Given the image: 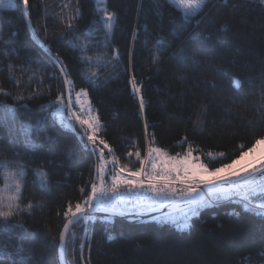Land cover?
<instances>
[{
	"label": "trees",
	"instance_id": "1",
	"mask_svg": "<svg viewBox=\"0 0 264 264\" xmlns=\"http://www.w3.org/2000/svg\"><path fill=\"white\" fill-rule=\"evenodd\" d=\"M77 7L82 13V18L74 21L79 32L59 39L64 31L60 18L70 16ZM107 7L118 18L112 46L92 47L87 54L110 57L118 49L120 58L99 69L102 79L98 86L81 78L80 70L88 66L79 62L80 52L67 43L77 35L94 43L104 40L94 0H29L31 23L23 14L22 0H16L14 9H0V87L13 95L31 92L40 87L36 80L28 86L35 72L51 89L23 101L27 107L21 114L44 118L46 134L52 140L42 136L35 146L26 145L11 130L10 122L0 123V160H16L26 166L20 203L24 207L31 202L33 207L21 211L11 224L14 233L26 237L29 264H59L58 237L65 222L62 213L68 201L82 198L81 187L90 190L88 182L95 178L99 163L74 132L54 124L49 115V100L63 91L61 77L34 43L33 28L43 35L46 25L47 42L69 65L74 91L88 90L106 125L102 135L115 149L120 165L139 166L136 157L126 153L139 150L142 156L146 154L150 133L155 134L154 146L173 156L182 155L191 144L210 168L230 162L264 136V4L259 0H209L203 11L188 21L169 6V0H107ZM88 31L93 34L85 35ZM159 38L165 43L157 46ZM9 40L16 41L15 52L6 43ZM157 47L161 59L154 64ZM181 52L196 59L179 63L176 57ZM29 56L38 57L40 63ZM125 69L134 71L144 84L143 111L127 83ZM233 76L243 81L239 90L233 87ZM17 79L23 85L19 89ZM0 101L13 103L4 95ZM184 137L187 141L179 143ZM220 152L226 155L220 157ZM105 156L111 158L107 152ZM37 169L47 173L45 188L40 186ZM4 171L0 167V174ZM237 212L239 215L233 214ZM71 232L76 237L69 235L67 264H264V257L258 255L264 246V219L227 201L202 208L186 231L157 218L130 222L96 217L74 224ZM0 241L9 251L18 243L15 236L9 239L8 233H0ZM248 256L250 259H245Z\"/></svg>",
	"mask_w": 264,
	"mask_h": 264
},
{
	"label": "snow or ice",
	"instance_id": "2",
	"mask_svg": "<svg viewBox=\"0 0 264 264\" xmlns=\"http://www.w3.org/2000/svg\"><path fill=\"white\" fill-rule=\"evenodd\" d=\"M209 0H169V6L180 13L181 17L188 21L199 15ZM264 4V0H259ZM78 3V0H77ZM96 11L102 21L101 30L104 33L102 42H93L91 39H84L77 35L75 41L68 40L67 43L80 52L78 60L81 64L88 66L87 70L81 69L80 76L93 86H98L102 79L99 69L106 68L113 61H119L120 52L114 49L110 57L88 55L92 47H111V36L117 24V15L109 11L107 0H95ZM23 14L28 23H31L29 0H22ZM16 0H0V9H14ZM65 7H68L66 4ZM82 18V13L77 7L70 16L61 17L60 24L64 31L59 34V39L64 40L67 35H75L79 32V26L74 21ZM44 34L41 35L36 29L31 30L34 43L52 62L56 72L60 74L63 91L48 102L49 115L53 118L54 124L74 132L82 147L96 155L99 163L95 166V178H90V190L86 192L84 187L79 189L82 198L75 203L67 202L66 209L62 215L65 219L62 230L59 232V246L63 249L69 235L76 237L75 232L70 233L72 225L81 221L95 219L98 213L110 215H136L149 213L154 205L161 206L180 204L178 214H167L162 217L160 223H171L179 231H186L191 228L192 217L197 216L200 210L208 207L211 203L227 201L241 206L242 210L264 219V136L256 139L246 151L241 150L230 162L223 163L219 167L210 168L199 156H194L192 145H188L186 152L170 155L165 149L154 146L155 134L150 133L151 140L147 142L146 154L142 156L139 150L134 153H126L128 157L135 156L138 167L131 168L127 165H120L119 158L115 156V149L108 143L102 133L106 132V125L101 119L99 112L91 103L89 92L85 88L74 91V81L71 79L69 65L65 62L59 51H53L48 44V33L46 25ZM227 25L224 26L226 30ZM93 33H85L91 36ZM18 35V33H13ZM135 35V34H134ZM8 43L15 52V40ZM162 38L156 40V45H163ZM29 59L40 63L38 57L29 56ZM160 49L157 47L153 53V63L160 62ZM179 63L187 59L195 60L196 57H187L181 52L176 57ZM11 67V65H10ZM114 67V65H113ZM225 71L224 69H218ZM128 74L127 83L130 85L133 94L136 96L141 111L146 106L144 97V84L137 79L134 71L125 69ZM53 78H55L53 76ZM36 80L40 87L31 92H13L0 87V95L13 99L12 104L0 101V123L10 122L12 131L22 139L26 145L35 146L44 136L48 140L53 137L47 136L44 127V118H33L21 114V110L27 106L23 103L26 99L35 98L42 94V91H51L50 87L43 85V76L37 77L34 72L29 77L31 81ZM16 85L23 87L21 80H15ZM233 87L239 90L243 81L232 77ZM264 107V102L261 103ZM145 130L149 127L145 119ZM187 141V137L179 143ZM138 147V146H137ZM111 156V160L105 159V153ZM2 155V153H0ZM212 156V153H208ZM224 157L223 152L217 153ZM109 164L112 165L109 168ZM0 167L5 171L0 174V233H8L9 239L15 236L18 240L12 250L9 251L3 241H0V264L7 258L9 264H29L31 260L30 249L25 248L26 237L22 233H14L12 219L21 211L30 210L33 204L29 202L21 207V199L24 190L23 178L25 176V165L16 160H0ZM40 179V186H47V173L43 169H37ZM110 175V181L106 179ZM9 181H11L9 183ZM133 193H140L146 196L144 201L130 200ZM150 194V195H148ZM239 215V213H233ZM106 219L108 217H105ZM156 219V217H153ZM109 239H112L110 236ZM84 244L80 245L83 249ZM258 255L264 257V246L258 251ZM250 259V256L245 257Z\"/></svg>",
	"mask_w": 264,
	"mask_h": 264
},
{
	"label": "water",
	"instance_id": "3",
	"mask_svg": "<svg viewBox=\"0 0 264 264\" xmlns=\"http://www.w3.org/2000/svg\"><path fill=\"white\" fill-rule=\"evenodd\" d=\"M180 207H182V205H180V204L167 205V206H163V207L154 209L149 213L139 214L138 217L136 215H119V214L110 215L107 213H98L96 217H99V218L108 217L107 219H111V220L122 219V220H127L130 222H138V221L151 220V219H153V217L158 218L159 216L177 211ZM72 227H73V225L71 226L70 231H71ZM66 250H67V244L63 249H61L60 246L58 245V261H59V264H67Z\"/></svg>",
	"mask_w": 264,
	"mask_h": 264
},
{
	"label": "built area",
	"instance_id": "4",
	"mask_svg": "<svg viewBox=\"0 0 264 264\" xmlns=\"http://www.w3.org/2000/svg\"><path fill=\"white\" fill-rule=\"evenodd\" d=\"M109 168H111V164H109ZM106 179L110 181V175L107 176ZM148 195H150V194H148ZM145 199H146V196H145L144 194H140V193H133V194L131 195V197H130V200L133 201V202H135L136 200L144 201ZM211 204H216V203H211ZM160 207H163V206H161V205H159V204H156V205H154L153 210H154V209H157V208H160ZM168 214H169V213H168ZM171 214L176 215V214H178V211L171 212ZM165 215H167V214H165ZM165 215L159 216L157 219L160 220V219H161L162 217H164ZM193 218H194V217H192V219H193Z\"/></svg>",
	"mask_w": 264,
	"mask_h": 264
},
{
	"label": "rangeland",
	"instance_id": "5",
	"mask_svg": "<svg viewBox=\"0 0 264 264\" xmlns=\"http://www.w3.org/2000/svg\"><path fill=\"white\" fill-rule=\"evenodd\" d=\"M94 2H95V0H94ZM95 6H96V4H95ZM166 150V149H165ZM169 154H170V152L168 151V150H166ZM171 155V154H170ZM193 155L194 156H197L194 152H193Z\"/></svg>",
	"mask_w": 264,
	"mask_h": 264
},
{
	"label": "crops",
	"instance_id": "6",
	"mask_svg": "<svg viewBox=\"0 0 264 264\" xmlns=\"http://www.w3.org/2000/svg\"><path fill=\"white\" fill-rule=\"evenodd\" d=\"M105 159H107V160H111V158H106V156H105Z\"/></svg>",
	"mask_w": 264,
	"mask_h": 264
}]
</instances>
